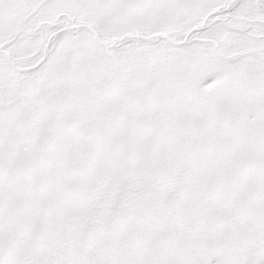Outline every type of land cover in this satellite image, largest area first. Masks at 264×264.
<instances>
[{"label": "snow or ice", "instance_id": "1", "mask_svg": "<svg viewBox=\"0 0 264 264\" xmlns=\"http://www.w3.org/2000/svg\"><path fill=\"white\" fill-rule=\"evenodd\" d=\"M0 264H264V0H0Z\"/></svg>", "mask_w": 264, "mask_h": 264}]
</instances>
